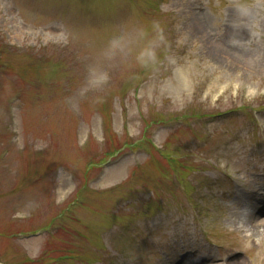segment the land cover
Instances as JSON below:
<instances>
[{"label":"rangeland","instance_id":"rangeland-1","mask_svg":"<svg viewBox=\"0 0 264 264\" xmlns=\"http://www.w3.org/2000/svg\"><path fill=\"white\" fill-rule=\"evenodd\" d=\"M257 29L264 0H0V264H264Z\"/></svg>","mask_w":264,"mask_h":264},{"label":"clouds","instance_id":"clouds-1","mask_svg":"<svg viewBox=\"0 0 264 264\" xmlns=\"http://www.w3.org/2000/svg\"><path fill=\"white\" fill-rule=\"evenodd\" d=\"M235 7H237V11H242L247 6L240 5ZM152 32L153 37L149 41L148 48L146 51L142 52L140 57L141 63L144 67H156L161 62L160 56L158 55V50L161 47H168V40L165 36L164 29L158 23H154L152 25ZM252 35L256 39L264 37V33H262L259 29L253 31ZM111 43L113 46H117L119 41L117 39H113Z\"/></svg>","mask_w":264,"mask_h":264},{"label":"bare ground","instance_id":"bare-ground-1","mask_svg":"<svg viewBox=\"0 0 264 264\" xmlns=\"http://www.w3.org/2000/svg\"><path fill=\"white\" fill-rule=\"evenodd\" d=\"M264 201L257 202L252 198L246 206H242V208L246 207L245 211H239L235 213V216H239V224L240 228L243 227L244 222L242 218L246 220V225L252 227V230H259V228L264 229ZM197 258L192 259V262L196 261Z\"/></svg>","mask_w":264,"mask_h":264}]
</instances>
